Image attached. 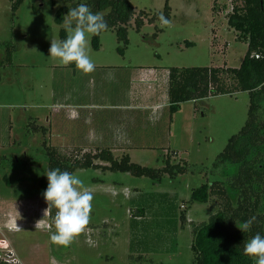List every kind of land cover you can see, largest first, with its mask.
<instances>
[{"label":"rangeland","instance_id":"374dc122","mask_svg":"<svg viewBox=\"0 0 264 264\" xmlns=\"http://www.w3.org/2000/svg\"><path fill=\"white\" fill-rule=\"evenodd\" d=\"M166 1L171 23L163 25L157 20L147 23L149 18L163 12ZM130 2L136 16L142 13L143 26L137 31L134 20L131 22L125 48L115 30L100 33L98 50L92 46L93 35L88 34V54L95 67H110L106 70L109 72H101L107 80L114 75L123 79V71H135L140 66L166 69L240 66L247 45L236 40L228 24V15L234 6L231 0ZM65 5V0H24L12 15L11 3L0 0V58L5 55L8 44L13 47L11 64L0 66V157H6L11 166L9 170L0 168V256L11 251L22 264H193L190 223L207 222L210 207L205 203L191 204L185 218L189 222L182 224L180 206L189 205L191 188L219 179L215 159L229 138L244 126L249 94L213 96L196 105L183 102L172 114L168 141L151 137L153 147L129 149L132 162L151 168H162L166 152L169 150L168 155L174 158L176 155L171 152L178 149L179 157L187 162L183 177L171 180L164 176L157 183L122 172L75 170L73 174L93 193L90 221L70 245L54 244L50 236L56 229L49 226L48 216L44 217L48 203L43 196L45 190L39 186L48 171L46 151L51 147L66 155L81 154L82 149L71 148L73 138L68 135L88 129L74 122L65 123L60 110L54 109L52 103L65 89L71 92L79 85H87L90 78L91 84L101 79V75L95 74L98 68L84 73L75 69L74 62L65 65L49 57L51 39L61 40L64 29L63 25L55 23V13ZM121 48L123 53L119 51ZM105 89L112 90L109 86ZM260 118L264 119V109ZM34 127L45 131H36ZM96 150L90 149V152ZM179 157L171 163L181 162ZM5 175L8 184L3 179ZM137 187L142 189V196L137 198L147 203L143 210L149 203L158 205L160 210L149 213L151 209H148L147 217L137 230L142 234V241L134 245L133 240L131 245L139 254L132 258L128 256L127 210L130 207L133 213L136 210L141 213L142 209L135 207L134 202L130 205L127 189L136 200ZM153 192L175 194V199L170 196L171 200L164 198L161 202ZM157 221L164 223L152 226ZM132 224L134 228L135 222ZM138 256L145 261L137 260Z\"/></svg>","mask_w":264,"mask_h":264},{"label":"trees","instance_id":"16d2710c","mask_svg":"<svg viewBox=\"0 0 264 264\" xmlns=\"http://www.w3.org/2000/svg\"><path fill=\"white\" fill-rule=\"evenodd\" d=\"M8 1L11 3L12 15L24 2ZM231 1L234 6L232 13L228 15V24L235 32L236 40L247 45L240 66L168 69L170 114L177 112L183 102L192 101L196 105L199 101L213 96L240 92H248L250 97L244 126L229 138L224 150L215 159L214 167L220 170L219 179L206 181L191 191L189 204L205 203L210 207L207 222L190 223L193 264H255L252 258L244 254V243L256 233L264 235V119L260 118L264 109V0ZM65 2L66 5L55 13L54 21L58 25H62L69 9L76 7L82 0ZM83 2H86L93 12L102 13L108 24L107 30H115L117 39L123 43L124 48L128 43L127 30L131 22L134 20L137 31L143 26L140 17L142 13L135 15L130 0H83ZM162 13L170 19L167 1ZM160 14L149 18L147 23L159 21ZM99 35L92 36V46L95 50L99 49ZM66 36V31L61 30V40ZM8 45L5 55L0 58V66L11 64L13 47ZM119 51L123 53V48ZM33 129L45 131L40 127ZM46 154L48 170L59 168L61 171L71 173L77 169H102L129 173L135 177H146L159 182L165 174L174 178L187 171L185 161L171 164L169 159H165L164 167L151 168L132 162L128 154L117 159L109 149L66 155L58 149L48 147ZM96 161L108 165L103 166L95 163ZM0 168L6 170L11 168L6 157H0ZM3 179L5 183H9L6 175ZM47 185V177L44 176L39 181V186L46 190ZM54 213L55 209H52L47 215L50 227H55L52 221ZM252 216H256V221L249 231L242 232L238 228L239 223ZM180 220L182 224L185 223L184 213H181ZM136 259L144 260L140 256Z\"/></svg>","mask_w":264,"mask_h":264},{"label":"crops","instance_id":"0c3cea01","mask_svg":"<svg viewBox=\"0 0 264 264\" xmlns=\"http://www.w3.org/2000/svg\"><path fill=\"white\" fill-rule=\"evenodd\" d=\"M95 68L99 70L95 74L101 75V79H95L94 83L91 84L92 80L90 78L87 85H79L71 92L65 89L61 92L60 97L55 98L52 103L54 109L60 110V117L65 123L74 122L88 129L83 133L76 131L73 135H68V137L73 138L72 143H70L71 148H80L83 152H90V149H109L114 156L121 157L122 154L129 155V149L132 148L153 147V144H150L151 137L159 139L162 142L169 140L171 136L170 121L172 114H169L170 112L168 111V69L160 66H140L135 71L132 69L123 71V79L114 75L111 77V80H107L103 75L104 73L101 72H109L106 70H110L108 69L110 67L97 66ZM122 83H125L123 87ZM108 86L112 90L105 89ZM166 112L167 115H165ZM172 153L176 155L174 158L172 155H168L170 154L169 150L166 152V159L169 158L170 163L172 159L178 158L181 155L178 149L172 151ZM179 158L181 162L185 161L181 157ZM98 164L103 166L108 165L101 161ZM164 176L168 175L165 174ZM183 176L185 175H177L174 178L168 177L172 180ZM140 189L137 187L134 192L136 200L133 199L132 192L127 189L130 205L134 202L135 207L142 209L141 213L138 210L133 213L130 207L127 210L129 213L128 256L132 258L139 254V250L133 249L131 245H133V240L135 241L134 245L142 241V234L137 232V230L141 228L142 220L147 217L148 209H151L149 213H152L151 211L153 210L155 213L160 210L158 205L151 203H149L148 208L143 210L147 206V203L145 199L139 200L137 198L139 195L142 196V189ZM152 194L156 195V197L159 196L161 202H163L164 198L171 200L170 196H173L172 199H175V194L171 195L164 192H153ZM149 198L153 199L154 197ZM173 204L176 206L175 202ZM187 204L189 203L187 202ZM190 206L191 204L180 206L181 213H184L185 218L186 210ZM133 221L135 222L134 228ZM160 222L164 223L163 221ZM160 222L157 221L155 225L152 223V226L158 227ZM187 222L189 221L187 220ZM175 225L174 231L176 234L177 223ZM10 227L13 228L15 226ZM152 233L150 232L149 234ZM171 238L173 239L174 237L172 236Z\"/></svg>","mask_w":264,"mask_h":264},{"label":"clouds","instance_id":"9594fccd","mask_svg":"<svg viewBox=\"0 0 264 264\" xmlns=\"http://www.w3.org/2000/svg\"><path fill=\"white\" fill-rule=\"evenodd\" d=\"M67 19L63 20L64 30L68 33L62 40L51 39L49 53L61 64L72 65L84 73L94 71L95 64L88 54L89 36L99 35L107 30L108 24L100 12H93L86 2L69 9ZM159 21L168 25L171 21L163 13ZM44 175L48 185L43 193L48 207L44 217L55 209L52 217L56 231L50 236L54 244L68 246L82 233L90 221L93 193L84 185V181L69 171L59 168L49 169ZM256 216L239 223L242 232L251 229ZM39 221L37 222V224ZM244 254L252 258L255 264H264V235L256 233L244 243Z\"/></svg>","mask_w":264,"mask_h":264},{"label":"built area","instance_id":"2783aa9c","mask_svg":"<svg viewBox=\"0 0 264 264\" xmlns=\"http://www.w3.org/2000/svg\"><path fill=\"white\" fill-rule=\"evenodd\" d=\"M0 264H22L19 259L11 252L6 251L3 257L0 256Z\"/></svg>","mask_w":264,"mask_h":264}]
</instances>
